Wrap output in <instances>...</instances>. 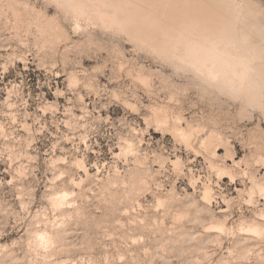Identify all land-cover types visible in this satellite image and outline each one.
Instances as JSON below:
<instances>
[{
	"label": "rangeland",
	"instance_id": "1",
	"mask_svg": "<svg viewBox=\"0 0 264 264\" xmlns=\"http://www.w3.org/2000/svg\"><path fill=\"white\" fill-rule=\"evenodd\" d=\"M261 21L264 0H0V264H264Z\"/></svg>",
	"mask_w": 264,
	"mask_h": 264
},
{
	"label": "bare ground",
	"instance_id": "2",
	"mask_svg": "<svg viewBox=\"0 0 264 264\" xmlns=\"http://www.w3.org/2000/svg\"><path fill=\"white\" fill-rule=\"evenodd\" d=\"M118 1V0H117ZM184 1V0H183ZM143 2V1H142ZM195 2V1H194ZM236 2V1H235ZM178 3H179V1H178ZM227 3V2H226ZM246 3V2H245ZM228 4H230V2L228 3ZM136 5V4H135ZM219 5H221V4H219ZM162 6V5H161ZM171 6V5H170ZM222 6V5H221ZM227 6V5H226ZM229 6H231V5H229ZM232 6H234V5H232ZM231 6V7H232ZM182 7V6H181ZM228 7V6H227ZM82 8V7H81ZM177 8V7H176ZM224 8V7H223ZM247 8H248V6H247ZM125 9V8H124ZM129 9V8H128ZM132 9V8H131ZM179 9V8H178ZM225 9V8H224ZM228 9V8H227ZM230 9V8H229ZM232 9V8H231ZM234 9H235V7H234ZM238 9V8H237ZM249 9V8H248ZM219 10V9H218ZM221 10H223L222 8H221ZM239 10H240V6H239ZM175 11V10H174ZM191 11H192V8H191ZM227 11V10H226ZM230 10H228V12H229ZM258 11V10H257ZM256 11V12H257ZM177 12V11H176ZM183 12V11H182ZM220 12V11H219ZM223 12H224V10H223ZM256 12H255V14H256ZM138 13V12H137ZM221 13V12H220ZM238 13V12H237ZM106 14V13H105ZM170 14V13H169ZM183 14V13H182ZM225 14V13H224ZM257 14H260V13H257ZM262 14V13H261ZM172 15H173V13H172ZM193 15V14H192ZM125 16V15H124ZM124 16H122V17H124ZM235 16V15H234ZM262 16V15H261ZM165 17V16H164ZM177 17V16H176ZM179 17V16H178ZM245 17H247V16H245ZM251 17V16H250ZM253 17H255L254 15H253ZM258 17V16H257ZM263 17V16H262ZM228 18H229V16H228ZM232 18V17H231ZM130 19V18H129ZM177 19V18H176ZM239 19V18H238ZM249 19V18H248ZM251 19H252V17H251ZM254 19H256V17L254 18ZM261 19V18H260ZM205 20V19H204ZM143 21V20H142ZM194 21V20H193ZM232 21V20H231ZM238 21V20H237ZM236 21V22H237ZM240 21V20H239ZM249 22H250V20H248ZM248 21H245V20H243L242 21V23L241 24H243V27L248 23ZM253 21H256V20H253ZM229 22V21H228ZM245 22H246V24H245ZM156 23V22H155ZM183 23H185V22H183ZM187 23V22H186ZM198 23H199V21H198ZM226 23H227V21H226ZM251 24H256V23H258L257 21H256V23L255 22H250ZM260 23V22H259ZM261 23H262V21H261ZM264 23V22H263ZM263 23L262 24H260V25H263ZM182 24V23H181ZM189 24V23H188ZM222 24V23H221ZM231 24V23H230ZM230 24H227V25H230ZM245 24V25H244ZM122 25V24H121ZM136 25V24H135ZM187 25V24H186ZM197 25V24H196ZM196 25H194L195 27H196ZM199 25V24H198ZM226 25V24H225ZM236 25V24H235ZM249 24H247V26H245V27H247L248 28V31H249V28H250V26H252V25H249ZM260 25H257V26H260ZM184 26V25H183ZM191 26V25H190ZM189 27V26H188ZM219 27V26H218ZM221 27V26H220ZM230 27V26H229ZM203 28V27H202ZM210 28V27H209ZM222 28V27H221ZM227 28H228V26H227ZM232 28V27H231ZM234 28H236V27H234ZM247 28H246V30H247ZM186 29V27L184 28V30ZM193 29H194V27H193ZM196 29V28H195ZM207 29V28H206ZM215 29V28H214ZM245 28H243V30H244ZM182 30V29H181ZM189 30V29H188ZM223 30H225V29H223ZM223 30H222V32H223ZM227 30V29H226ZM235 30V29H234ZM263 30H264V28H263ZM230 31H231V29H230ZM236 31V30H235ZM248 31H247V33H248ZM257 30H253V31H250L249 32V34L250 33H253V32H256ZM202 32V31H201ZM232 32H233V30H232ZM245 32V31H244ZM258 32V31H257ZM256 32V33H257ZM260 32H264V31H261L260 30ZM183 33V32H182ZM242 33V32H241ZM247 33H244V34H247ZM255 33V34H256ZM259 33V32H258ZM189 34V33H188ZM194 34V33H193ZM199 34V33H198ZM228 34V33H227ZM169 35V34H168ZM179 35H180V33H179ZM196 35V34H195ZM233 35V34H232ZM235 35V34H234ZM257 35V34H256ZM258 35H260L261 36V34H258ZM183 36V35H182ZM200 36H201V34H200ZM218 36V35H217ZM242 36H243V33H242ZM251 36V35H250ZM255 36V35H254ZM254 36H252V37H254ZM263 37H264V33H263V35H262ZM261 36V37H262ZM176 37V36H175ZM223 37V35L221 36V38ZM226 37H227V35H226ZM252 37H250V38H252ZM258 37V36H257ZM262 37V38H263ZM180 38V37H179ZM183 38V37H182ZM199 38V37H198ZM209 38V37H208ZM214 38V37H213ZM229 38H232V36H230ZM202 39V38H201ZM219 39H220V37H219ZM218 39V40H219ZM243 39V38H242ZM182 40V39H181ZM207 40V39H206ZM210 40V39H209ZM214 40V39H213ZM221 40V39H220ZM228 39H226V41H227ZM233 40V39H232ZM246 40V39H245ZM255 40H256V43H257V40H258V38L256 39V37H255ZM259 40H261L262 42L264 41V38L263 39H260L259 38ZM169 41V40H168ZM180 41V40H179ZM216 41H217V39H216ZM230 41V40H229ZM228 41V42H229ZM234 41V40H233ZM238 41V40H237ZM181 42V41H180ZM214 42V41H213ZM236 42V41H235ZM243 42H245V41H243ZM259 42V41H258ZM207 43V42H206ZM219 43V42H218ZM234 43V42H233ZM223 44V43H222ZM243 44V43H242ZM248 44V43H247ZM257 44H260V43H257ZM180 45H182V44H180ZM179 45V47H182V49H180L179 51L181 52H179L178 50L174 53V55L173 56H175V54L177 53V52H179L180 53V56H179V54L176 56V57H180V58H182V62H185V60H187L186 61V63L189 61L190 62V64H192L193 65V67L194 68H196V70L197 71H201V73L202 74H204L205 75V77L206 78H210L209 80H211V78H213V80L215 79V80H217L218 82H219V79L222 81V80H224V79H226V81H225V83L227 82H229V83H234L233 81L234 80H236L237 78H243L242 76L244 75V71L241 69V71H237L238 70V68H237V70H235V68L233 67L234 66V64L235 63H232L231 61H229L228 59H225V58H223L222 56H221V54H223V56H224V52L222 53V52H220L216 47V45L214 44V43H212V46H213V49L214 50H208V49H206V47L205 48H203V47H200V46H198L197 44H192V43H185V44H183V46H180ZM220 45V44H219ZM226 45V44H225ZM228 45V44H227ZM250 45V44H249ZM251 45H254V44H252L251 43ZM250 45V46H251ZM178 45L175 43V45H174V47H176L177 49H178V47H177ZM216 46V47H215ZM248 46V45H247ZM255 46H256V44H255ZM260 46V45H259ZM263 45H261V47H262ZM173 47V48H174ZM222 47V46H221ZM244 47V46H243ZM254 47V46H253ZM258 47V46H257ZM260 47V48H261ZM176 48H174V49H176ZM219 48V47H218ZM225 48V47H224ZM232 48V47H231ZM239 48V47H238ZM247 48V47H246ZM250 48V47H249ZM256 48V47H255ZM260 48H259V50H260ZM242 49V48H241ZM263 49V48H262ZM247 50H248V48H247ZM251 50L253 51V49L251 48ZM250 51V50H249ZM255 51V50H254ZM227 52V51H226ZM225 52V53H226ZM256 52V51H255ZM254 52V53H255ZM261 52V51H260ZM246 53L244 52V55H245ZM258 54H259V52H258ZM171 56V55H170ZM226 56V55H225ZM247 56H248V54H247ZM253 56V55H252ZM256 56V55H255ZM254 56V57H255ZM260 56V55H259ZM229 57H230V55H229ZM234 57V56H233ZM232 57V58H233ZM243 57V56H242ZM257 57V56H256ZM241 58V57H240ZM248 58V57H247ZM250 58V57H249ZM248 58V59H249ZM259 58V57H258ZM262 58V57H261ZM174 59V58H173ZM179 59V58H178ZM235 59H236V57H235ZM234 59V60H235ZM256 59V58H255ZM260 59V58H259ZM250 60V59H249ZM251 60H252V58H251ZM238 61V60H237ZM236 62V61H235ZM248 62V61H247ZM246 62V63H247ZM239 63H244L246 66H248L245 62H243V61H239ZM249 63V62H248ZM254 63V62H253ZM263 63V62H262ZM183 64H185V63H183ZM250 64V63H249ZM188 65H189V63H188ZM235 65H238V64H235ZM253 65V64H252ZM255 65V64H254ZM260 65H264V63L263 64H260ZM249 67V66H248ZM251 67V66H250ZM245 69V68H244ZM248 69H251V68H248ZM252 71V70H251ZM254 72V71H253ZM257 73H259V72H257ZM260 74V73H259ZM259 74H258V76H259ZM264 74V73H263ZM263 74H261V75H263ZM200 75V74H199ZM204 77V76H203ZM261 77V76H260ZM263 77H264V75H263ZM262 78V77H261ZM252 80H253V78H252ZM212 81V80H211ZM220 81V82H221ZM215 82V81H214ZM251 82V81H250ZM222 83H224V82H222ZM226 83V84H227ZM254 83V82H253ZM258 83V82H257ZM255 84V83H254ZM253 85V84H252ZM229 86H231L230 84H229ZM232 87V86H231ZM250 88V87H249ZM251 89V88H250ZM228 91V90H227ZM264 91V90H263ZM264 97V96H263ZM209 194V193H208ZM251 228V227H250Z\"/></svg>",
	"mask_w": 264,
	"mask_h": 264
},
{
	"label": "snow or ice",
	"instance_id": "3",
	"mask_svg": "<svg viewBox=\"0 0 264 264\" xmlns=\"http://www.w3.org/2000/svg\"><path fill=\"white\" fill-rule=\"evenodd\" d=\"M41 239H43V237H41Z\"/></svg>",
	"mask_w": 264,
	"mask_h": 264
},
{
	"label": "clouds",
	"instance_id": "4",
	"mask_svg": "<svg viewBox=\"0 0 264 264\" xmlns=\"http://www.w3.org/2000/svg\"><path fill=\"white\" fill-rule=\"evenodd\" d=\"M40 239H41V237H40Z\"/></svg>",
	"mask_w": 264,
	"mask_h": 264
}]
</instances>
